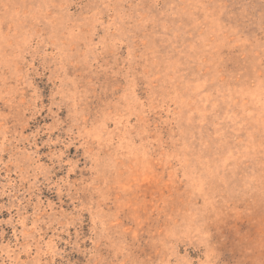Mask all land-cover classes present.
Here are the masks:
<instances>
[{
  "label": "rangeland",
  "instance_id": "374dc122",
  "mask_svg": "<svg viewBox=\"0 0 264 264\" xmlns=\"http://www.w3.org/2000/svg\"><path fill=\"white\" fill-rule=\"evenodd\" d=\"M0 264H264V0H0Z\"/></svg>",
  "mask_w": 264,
  "mask_h": 264
}]
</instances>
